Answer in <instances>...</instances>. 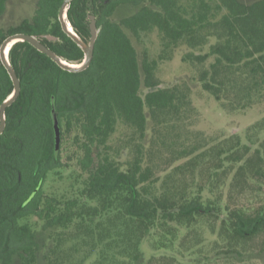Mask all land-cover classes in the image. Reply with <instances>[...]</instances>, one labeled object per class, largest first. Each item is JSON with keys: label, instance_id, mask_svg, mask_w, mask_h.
I'll list each match as a JSON object with an SVG mask.
<instances>
[{"label": "trees", "instance_id": "16d2710c", "mask_svg": "<svg viewBox=\"0 0 264 264\" xmlns=\"http://www.w3.org/2000/svg\"><path fill=\"white\" fill-rule=\"evenodd\" d=\"M63 2L35 0L31 17L0 29V47L14 34H50L60 40L43 44L81 63L59 21ZM90 15L99 36L83 72L28 42L10 50L21 93L0 136V264H66L69 244L95 264H144L147 240L162 248L152 264H181L205 240L226 264L263 259L264 119L238 134L191 126L195 89L227 113L264 104V0H74L68 21L85 41ZM155 34L152 59L138 45ZM185 47L194 75L162 85L159 65ZM13 90L0 59V106ZM55 174L68 185L46 192Z\"/></svg>", "mask_w": 264, "mask_h": 264}, {"label": "rangeland", "instance_id": "374dc122", "mask_svg": "<svg viewBox=\"0 0 264 264\" xmlns=\"http://www.w3.org/2000/svg\"><path fill=\"white\" fill-rule=\"evenodd\" d=\"M35 0H9L7 3V9L2 18H0V29H2L7 24H16L24 18L31 17L34 13V3ZM249 1V0H248ZM122 12L115 15L113 18L120 20ZM143 44H139L138 47L141 51L147 48L149 55L152 59L157 58L156 55L160 52V42L157 35H152L144 39ZM188 49L180 48L175 52V56L172 61L167 63H162L159 65L157 73L158 77L164 86H172L177 82L183 80L184 78H191L194 75L193 68L186 63H182V56ZM194 102L197 107V116L194 118V125L191 126L195 131H202L200 133H205L207 136H216L217 133L229 134L231 132L238 134L243 132L249 125L255 123L259 119H264V104L256 105L254 108L247 110H240L236 112H226L222 106L209 97L207 93H202L199 89L194 90ZM55 114V113H54ZM181 139L184 142L194 143L193 134L184 133ZM68 154H65L67 158ZM165 168V167H163ZM73 167L61 170L60 174L67 178L71 174ZM164 173V172H163ZM60 176L51 175L49 177V182L46 185V192L55 193L62 191L68 184V181H59ZM33 222V221H32ZM48 235V233L46 234ZM203 249L198 255H193V257H181V264H226L215 258V251L213 249V243L211 240H205L203 242ZM70 245V244H69ZM66 250V255H69L70 261H66V264H80L81 259H85L83 264H95L96 261L90 259L88 255H75L79 254L77 251L71 253V249ZM155 246V244H154ZM152 242L147 240L142 249L146 255L144 264H152V260H149L151 254H156L158 257L161 253L159 250L162 248L154 247ZM100 249L99 247L97 248ZM73 254V255H72ZM96 254V253H95ZM90 257V258H89ZM210 257V258H209ZM89 258V259H88ZM92 262H90V261ZM154 261V260H153ZM141 264V263H140ZM240 264V263H238ZM245 264H264L263 259L247 260Z\"/></svg>", "mask_w": 264, "mask_h": 264}, {"label": "water", "instance_id": "95a60500", "mask_svg": "<svg viewBox=\"0 0 264 264\" xmlns=\"http://www.w3.org/2000/svg\"><path fill=\"white\" fill-rule=\"evenodd\" d=\"M73 1L74 0H64L59 11V21L62 25V29L64 33L67 34L84 52V59L81 63L78 64L69 63L63 58H61L56 52H54L53 50L48 48L45 44H43V42L41 41L42 39H47L48 41L51 42H57L60 40L58 37L50 34L38 36V35H28V34L19 33L7 37L2 43L0 47V59L4 67L8 71V74L13 82L14 90L12 94L0 106V136L4 133L7 124L6 110L17 100V98L21 93V81L19 79L16 70L12 66L9 58L10 50L15 44L19 42H28L39 52L51 58L55 63H57V65L60 68L72 73L83 72L86 69H88L89 66L91 65L94 57L96 42L99 36L97 20L94 15L89 16L90 19L89 27H90L91 37L89 41H85L74 31L71 23L68 21V10ZM54 113L55 111H53V115H54V122L57 133L56 141H57V149H58L60 143L59 127H58L56 113L55 114Z\"/></svg>", "mask_w": 264, "mask_h": 264}]
</instances>
